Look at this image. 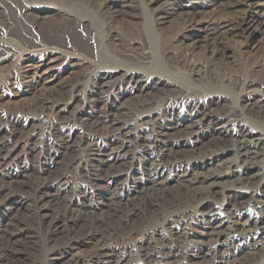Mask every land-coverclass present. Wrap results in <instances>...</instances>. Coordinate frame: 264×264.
I'll return each instance as SVG.
<instances>
[{
    "label": "bare ground",
    "instance_id": "bare-ground-1",
    "mask_svg": "<svg viewBox=\"0 0 264 264\" xmlns=\"http://www.w3.org/2000/svg\"><path fill=\"white\" fill-rule=\"evenodd\" d=\"M159 1L0 0V264H264V0Z\"/></svg>",
    "mask_w": 264,
    "mask_h": 264
},
{
    "label": "rangeland",
    "instance_id": "rangeland-1",
    "mask_svg": "<svg viewBox=\"0 0 264 264\" xmlns=\"http://www.w3.org/2000/svg\"><path fill=\"white\" fill-rule=\"evenodd\" d=\"M206 1L208 0H161L155 4L150 5L149 9H150V14L153 13V11H155L156 9L159 8H167L170 11L173 10H177L180 9L182 7H194V6H199L200 4L206 3ZM142 11V8H141ZM148 14V19L149 23L152 21L151 18L153 19L154 16L151 17V15ZM128 31H133V28L131 26H127ZM48 38H57V32H53V33H48L46 34ZM74 41L79 44L80 46L86 47L85 42L83 41V39L79 36H76ZM254 62V58L252 56L249 57V59L245 62V64H243L240 68L237 67L235 68V72L243 79H250L256 83H264V70H260L259 72H254L251 69V66L253 65ZM244 72V73H243ZM243 73V74H242ZM75 77H73V79H75ZM72 79V80H73ZM7 100H0V113H8L9 115L12 116V119L10 118L11 122L16 120V116L15 114L21 109L22 104H12V103H8ZM104 103H108V102H104ZM10 104V105H9ZM12 104V105H11ZM12 113V114H11ZM14 115V116H13ZM9 120V122H10ZM10 122V123H11ZM10 123H5L6 125H4L6 128L10 127ZM80 125L75 128V130L72 132L73 134V139L70 141L72 147L76 148L78 146L79 139L81 137V134L83 133L81 131ZM85 132V131H84ZM73 141V143H72ZM74 145V146H73ZM76 145V146H75ZM56 152H58L59 150L56 148L55 149ZM62 151V150H61ZM55 153V152H54ZM257 160L261 163H264V152H261V154L259 155V157L257 158ZM23 165L27 166L28 164L31 166H35L38 167L37 164H39L38 162L36 163H32V161L30 160H24L23 161ZM246 162L242 160V158L240 156H238V154L233 153V154H228L226 157H221V158H216L214 160L211 161H207L206 163H201L202 165L200 166H194V167H187L188 168V172L187 176L190 178V180H194L195 177L199 176L202 177L203 175H205L208 172H214V173H219L220 174V178L217 180L218 183V190L220 188L221 189H227V188H231V187H236L239 184V181H237V179L240 178V176L243 174V170L245 167ZM168 177H170L171 179H173L175 176L172 174H170ZM257 183H260V181H257ZM224 200V197L218 198L217 201L218 202H222ZM229 202V203H228ZM240 199L239 197H237L236 195H231L229 197V200H227L225 208L229 211V212H233L235 211L240 204ZM248 234H243L242 237H247ZM41 241V237L39 238V241H36L35 244L32 246V248L26 252L28 255L27 257L30 260H43L42 255L45 253V248L42 246ZM250 253H253V250H249ZM32 264V263H30Z\"/></svg>",
    "mask_w": 264,
    "mask_h": 264
}]
</instances>
